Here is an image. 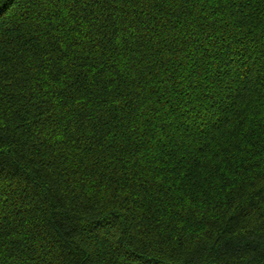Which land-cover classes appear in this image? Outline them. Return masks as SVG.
I'll return each mask as SVG.
<instances>
[{
    "label": "trees",
    "instance_id": "1",
    "mask_svg": "<svg viewBox=\"0 0 264 264\" xmlns=\"http://www.w3.org/2000/svg\"><path fill=\"white\" fill-rule=\"evenodd\" d=\"M0 264H264V0H0Z\"/></svg>",
    "mask_w": 264,
    "mask_h": 264
}]
</instances>
